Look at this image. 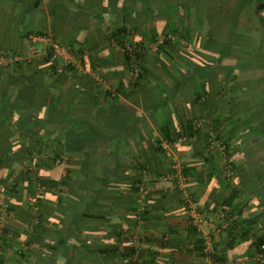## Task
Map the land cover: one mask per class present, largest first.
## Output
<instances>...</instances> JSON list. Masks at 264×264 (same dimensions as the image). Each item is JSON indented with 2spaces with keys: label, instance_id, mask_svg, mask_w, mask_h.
<instances>
[{
  "label": "crops",
  "instance_id": "0c3cea01",
  "mask_svg": "<svg viewBox=\"0 0 264 264\" xmlns=\"http://www.w3.org/2000/svg\"><path fill=\"white\" fill-rule=\"evenodd\" d=\"M201 2L0 0V188L10 204L0 264H202L203 234L188 198L210 224L221 204L236 215L227 229L201 226L213 237L216 264H256L253 241L264 234V66L253 60L251 67L241 48L250 32L264 50V23L255 3ZM52 41L77 50L61 74L45 60ZM122 42L145 48L137 78ZM3 54L32 62L16 67ZM195 117L205 120L200 134L165 152L188 168L178 190L159 178L168 165L158 142L188 134ZM214 128L225 152L206 147ZM145 164L150 194L138 219L131 179ZM28 165L59 187L36 194Z\"/></svg>",
  "mask_w": 264,
  "mask_h": 264
},
{
  "label": "built area",
  "instance_id": "2783aa9c",
  "mask_svg": "<svg viewBox=\"0 0 264 264\" xmlns=\"http://www.w3.org/2000/svg\"><path fill=\"white\" fill-rule=\"evenodd\" d=\"M162 42H163V39L162 38L159 39L156 42L153 49L158 50L159 45ZM50 44H53V47H54L53 59H57L60 61V64L57 68L58 72H61L65 66H68L72 63L74 64V62L71 59V56L73 53L69 51L67 47L61 44H56L54 42H51ZM144 49L145 48L139 46L136 43H132V42H124L120 44V51L122 52L123 55L125 54L128 57L131 74L136 78L139 77V75L142 72V68L139 63L138 58L140 56L139 54L140 53L142 54L145 51ZM1 59L6 62L9 61V62L16 63L22 60L23 57L18 54H3L1 56ZM204 123H205L204 118L195 117L192 120V125H193V130H194L193 135L189 133L188 134L182 133L176 136L174 140L172 141L162 140L160 143L162 148L166 152L167 151L170 152L171 149H173L177 144L188 142L194 139L198 134L196 132L199 131V129L203 126ZM208 144H209L208 146L210 149L218 148L220 151L225 152L226 146L221 141V138L218 135V133L213 130H210L208 132ZM171 159H172V163H171L172 172H168L167 174L162 175L160 178L161 180H168L172 182V186H174V188L178 190H183L185 188V178L182 174V164L178 159H176L173 156L171 157ZM225 165H226V176L228 178H231L233 175L232 166L230 165L229 162H227ZM25 168H28L33 173L30 178L36 182V185H35L36 186L35 189L37 190L36 194L44 192L46 190V187L42 186L39 183V181H36L37 166L28 165ZM147 178H148V172L147 170H144L143 178H142L143 180L139 184L140 197L138 198V204H139L140 213H143V211L146 209L145 199H146L147 194L149 193V188L147 186ZM13 180H14L13 178L9 179L8 181L9 185H7L8 187H11L14 184ZM32 197H33V194L29 197V200H30L29 204L35 211H37L39 210L38 198L34 199ZM187 202L189 203V210H190L189 216L192 219L193 225H195L199 231H202V234H203L202 235L203 242H202V247L200 250L202 264H215L214 255L216 254V247H215L213 237L212 235H210L209 232H204L201 226L205 224L208 227L214 228L217 230L227 229L230 227L232 222L236 219V215L232 213L231 207L228 204H221L219 211L217 215L215 216V220L210 224L208 223L204 215L199 214L196 208V205L191 198H188ZM9 212H10V204H9L8 193L5 189L2 190L0 188V249H1V244L3 242V236L4 234H6V232H8L6 218ZM36 214H38V211ZM37 222H38V215H36L35 221L33 222V224ZM33 224L29 228L30 231L33 228ZM254 248L256 250V253H255L256 264H264V244L260 245L258 248L257 247H254ZM0 253H1V250H0Z\"/></svg>",
  "mask_w": 264,
  "mask_h": 264
},
{
  "label": "trees",
  "instance_id": "16d2710c",
  "mask_svg": "<svg viewBox=\"0 0 264 264\" xmlns=\"http://www.w3.org/2000/svg\"><path fill=\"white\" fill-rule=\"evenodd\" d=\"M208 1L209 0H202V2H201V5H199L201 8L202 7H204V4H205V6L207 5V3H208ZM252 3H255V9H256V13L260 16V19H261V22L262 23H264V0H241V3H240V8H242L243 6H245V5H250V4H252ZM245 36H246V39H245V44L247 45V46H244L243 48H241V53H242V57H243V55H246V57H247V60L249 61V63H250V66L252 67L253 66V63H254V61L253 60H258V61H260L261 62V60H264V50H262V46H261V48H259V47H257V48H255L254 46H255V43H254V35H252V33H250V32H248L247 34H245ZM264 36V35H263ZM52 42H54V43H56V44H61V45H64V44H62L61 42H59V41H52ZM122 43H124V42H122ZM121 43V44H122ZM264 43V42H263ZM262 43V44H263ZM244 44V43H243ZM65 46V45H64ZM65 47H67V46H65ZM67 49L69 50V51H71L72 53H74L75 51H77L75 48L73 49V48H69V47H67ZM53 55H54V47H53V44H50L49 45V47H48V49H47V53H46V55H45V60L46 61H48V63H49V65L51 66V73H53V74H61L62 72H63V70H64V68H66V67H71V66H73L74 64L72 63V64H70V65H68V66H65L64 68H63V70L61 71V72H58V70H57V68H58V66H59V64H60V61L59 60H57V59H53ZM140 56H139V60L141 59L140 57H141V53L139 54ZM124 56H125V59L128 61V65H129V59H128V57L124 54ZM223 56H221L220 58H222ZM253 57H256V59H254ZM23 62H26L27 64H30L31 62H32V60H25L24 58L22 59V60H20V61H18V62H13V63H15L13 66H16V67H18L19 65L21 66L22 65V63ZM259 62V67H261V66H264L262 63H260ZM139 63H140V61H139ZM142 68V67H141ZM141 74H142V72H141ZM140 74V75H141ZM191 123H192V121H191ZM189 134H191V135H193V132H194V130H193V125L192 124H190L189 125ZM211 130H213V131H215V132H217L218 133V135L220 136V133H219V130L218 129H216V128H214V129H211ZM200 131V130H199ZM199 131H197L196 133H198V134H200L199 133ZM183 133H185V132H183ZM182 134V133H181ZM180 135V134H179ZM178 136V135H177ZM176 136H174V137H171V138H169L168 139V141L169 140H174V138H175ZM206 147L209 149V150H212V149H210L209 148V144H208V132H207V134H206ZM161 141L162 140H160L159 142H158V149L165 155V158H167V168H166V170L165 171H162V172H160V174H159V178L162 176V175H165V174H167L168 172H172V169H171V163H172V159H171V157L169 158L168 157V155L165 153L166 151L162 148V146H161ZM206 160H208V158L206 157L205 158ZM209 161V160H208ZM38 167V166H37ZM225 168H226V166H225ZM143 169H145V170H147L148 172L150 171H152L151 169H152V166H147L146 164H145V166H142V165H140L139 166V171H137L138 173L136 174V175H134V177L131 179L132 180V185H133V191H134V201H135V215H136V217L139 219H143V217L145 216V214H146V212H147V208H148V204H147V201H148V198H149V194H150V192L147 194V196H146V199H145V201H146V209L143 211V213H140L139 212V204H138V198L140 197V186H139V184L142 182V178H143ZM150 169V170H149ZM24 175L27 177V179H30V180H28L29 181V183H31L32 185H36V182L35 181H33L30 177L32 176V172L28 169V168H24ZM187 172H188V168L184 165V164H182V174H183V176H184V178H185V183H187V181H188V178H189V176H188V174H187ZM225 178L226 179H229L227 176H226V172H225ZM224 178V179H225ZM36 181H39V183L42 185V186H45L46 188H50L51 186L53 187V186H58L59 184L58 183H52V181H51V179H48V178H46V176H44V175H42V174H40L39 173V170L37 169V171H36ZM15 185H17V184H15ZM36 187V186H35ZM59 187V186H58ZM33 192V191H32ZM86 194H87V192H86ZM38 203H39V207H40V200H38ZM224 203H228L227 201H224ZM230 204V203H229ZM141 214V215H140ZM86 215H88V216H92V215H94L93 214V212H91L89 209H86ZM41 216V215H40ZM40 222H41V220H40ZM41 224V223H40ZM38 225V224H37ZM8 228V227H7ZM9 229V228H8ZM36 230V229H35ZM32 232H35L34 230L33 231H31V234H32ZM202 240V239H201ZM201 242H203V240L201 241ZM262 244H264V234L263 235H258L255 239H254V241H253V246L254 247H259L260 245H262ZM201 250V249H200ZM137 251H139V248L137 249ZM217 259H219L218 257H217V255H214V260L215 261H219V260H217ZM215 264H216V262H215Z\"/></svg>",
  "mask_w": 264,
  "mask_h": 264
}]
</instances>
